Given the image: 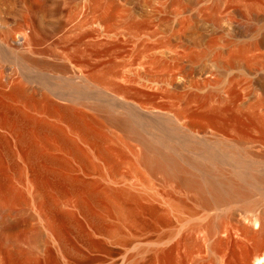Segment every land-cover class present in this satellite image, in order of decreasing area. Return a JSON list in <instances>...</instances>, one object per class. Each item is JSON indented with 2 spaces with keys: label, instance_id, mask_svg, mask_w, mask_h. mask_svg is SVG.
<instances>
[{
  "label": "bare ground",
  "instance_id": "obj_1",
  "mask_svg": "<svg viewBox=\"0 0 264 264\" xmlns=\"http://www.w3.org/2000/svg\"><path fill=\"white\" fill-rule=\"evenodd\" d=\"M0 264H264V0H0Z\"/></svg>",
  "mask_w": 264,
  "mask_h": 264
}]
</instances>
